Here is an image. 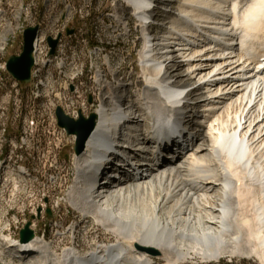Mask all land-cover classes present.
Returning <instances> with one entry per match:
<instances>
[{
  "label": "bare ground",
  "instance_id": "6f19581e",
  "mask_svg": "<svg viewBox=\"0 0 264 264\" xmlns=\"http://www.w3.org/2000/svg\"><path fill=\"white\" fill-rule=\"evenodd\" d=\"M103 1L94 0L89 16L90 10L102 11ZM111 6L112 13L98 20L117 43L132 35L131 27L142 34L137 52H143L139 65L147 85L132 95L134 83L118 84V72L112 71V83L97 72L94 84L109 93L99 98L97 131L74 159L78 176L68 202L119 240L96 244L90 252L74 246L62 255L37 237L25 244L7 239L6 249L29 264H154L152 250L166 264L196 258L207 263L227 255L264 264V41L253 42L263 37L264 0H111ZM23 14L20 3L16 17L5 16L0 47L16 35L14 27H24ZM49 38L50 32L42 33L43 51L42 43L34 46L41 61L32 75L33 106L46 98L50 85H58L59 76L77 81L83 71L74 53L50 55ZM74 40L61 38V45L77 48ZM95 42L102 49L90 48L92 56L107 58V49L114 50L115 42ZM4 72L0 87L5 77L9 87H17ZM131 104L133 125L128 134L127 125L121 126L120 137L131 143L136 134L140 143L122 150L120 169L113 168L120 172H110L101 185L92 180L95 166L115 160L105 129ZM133 128L138 131L130 135ZM22 169L14 170L25 177ZM3 182L0 174V187Z\"/></svg>",
  "mask_w": 264,
  "mask_h": 264
},
{
  "label": "rangeland",
  "instance_id": "374dc122",
  "mask_svg": "<svg viewBox=\"0 0 264 264\" xmlns=\"http://www.w3.org/2000/svg\"><path fill=\"white\" fill-rule=\"evenodd\" d=\"M20 3H23L24 5L23 18L27 21L24 23L22 29L17 30L14 27V34L16 35L14 36L10 34L8 41H6V46L3 45L0 47V57H4L2 59L4 64L10 56L22 52V36L28 28V25H32L33 18L39 17V0H0V28H2L4 24L3 22L6 15L16 17V15L20 13ZM2 12H6L5 16ZM130 12L128 11L131 16L133 13ZM90 13L89 26L87 25L86 27V30L89 29L90 35L88 56L85 55L84 63H80V66L82 65L81 67H83V71H81V79H78L77 82H84L85 72L90 68L91 76L93 77L92 86H94L95 92L100 94L98 95L99 103L100 96L102 97V95L109 93V89L103 88L102 86L97 87L94 84V77L99 70H102L103 76L105 73L107 80L112 83L111 73L114 71L119 73L118 78L116 79L120 81L118 84L129 82L134 83L131 90V94L134 95L136 91L139 89L142 90V87H144L143 71L139 65V74L134 75V80H132L133 68H128V65L125 63L128 62L131 65L135 60V57L131 58V51L134 52V54H139L137 51L140 47L141 41H139V39H141V35L133 36V39H130L131 50H129L127 54L128 43L123 40H120L117 43L115 36L111 38L105 33L106 24L103 23V21L99 22L98 20L99 17L100 20L103 16L105 17L106 14H108L107 11L102 10L99 13H95L90 10ZM136 24L137 22H135V25ZM20 30L22 31L20 32ZM131 33H135L132 30V27ZM262 36L261 40L255 39L253 42L263 43L264 32H262ZM95 40H104L111 44L115 42L114 50L107 49L105 52L106 56L108 55L109 57L92 56L91 52L93 50L102 49L101 43L98 42L97 44ZM133 45L138 46L135 48ZM73 46L77 47V39L74 40ZM262 46H264V44ZM90 48L93 50L91 51ZM106 59L110 60L108 63L111 66H109ZM3 76H9L6 69ZM5 78L7 79V77ZM114 83L118 85L116 81ZM145 84L147 85V83ZM11 92L12 90L10 88L6 90V93L11 94ZM27 102L28 99L24 96L12 97L10 107H7L8 109L5 110L3 98L0 96V174L2 178L4 175V179H6L5 184L3 182V187L2 184L0 187V193L2 192L0 194V264H29V259H13L11 254H15V252L6 249V243L7 239L19 240L21 231L30 221H32L31 229L38 234L36 237L39 239L45 238L48 243H52L53 248L57 254L60 255H62L63 249L74 246L78 247L83 252H90L96 244L101 246L115 243L119 240L116 236L113 234L110 235V233L100 227L94 219H85L82 217L81 214L78 211H75V209L69 204L68 193L70 186L75 177L78 176L74 165V159L76 158L75 151L72 150L71 147H62L59 150L46 149L45 139H47V136L49 135L48 131L50 130L49 121L48 119H45L46 112L44 109H46V98L37 101V106L36 104L33 106L36 111V118L31 114V109ZM19 114L22 115V118H25L27 114V120L29 116V122L25 127L23 121L15 120ZM34 120H36L35 124H33ZM30 121H32V124ZM134 130L135 128L131 130L130 135H132V131L134 132ZM25 132L36 138L38 150H12V146L3 144L4 140L7 143H12L9 142L11 139L14 143L22 142L20 138ZM169 143L165 141L164 144L170 147L171 143ZM170 148H172V145ZM119 153L124 156L122 151ZM15 166L17 168L18 166L23 167L26 176H20L19 172H17L18 170H14L16 168ZM48 210L51 211V216L48 214ZM32 218L34 219L32 220ZM152 259L154 264H166L165 262L158 260V256L156 255H153ZM180 264L259 263L255 259L227 255L222 257L219 261L206 263L196 258Z\"/></svg>",
  "mask_w": 264,
  "mask_h": 264
},
{
  "label": "built area",
  "instance_id": "2783aa9c",
  "mask_svg": "<svg viewBox=\"0 0 264 264\" xmlns=\"http://www.w3.org/2000/svg\"><path fill=\"white\" fill-rule=\"evenodd\" d=\"M93 2L94 0H54L53 4H45V0H39V17H34L32 25H28V28L35 26L39 28V40L35 41V43H42L43 51V32H50V38L53 40H57L59 36H61L58 40V50L55 52L56 56L58 57L59 55H64L66 53H74L73 61H79V64L84 63V57L85 55L88 56L90 45L89 29L86 30V27L87 25L89 26V9H93ZM57 6H64V13H57ZM101 10H106L107 13H112L111 0L103 1L101 4ZM69 29L74 30L73 35L67 34ZM136 35L142 34L136 32L130 35L126 40V43H128L127 54L129 50H131L130 38ZM61 38L77 39V48H65V45H61ZM21 45H23L22 42ZM143 49L144 43L142 45V51ZM142 54L143 52H141V54H134V52L131 51V58L135 57V60L131 65L128 62L125 63L128 65V68H133L132 80H134V75L139 74V63ZM33 55L34 67L32 75L41 61V57H35V53H33ZM6 64L7 63L5 62L4 65H0V72H2V69H6ZM56 70L58 71V68H56ZM92 78L89 68L85 72L84 82L72 81L71 75L59 76L58 85L49 86L45 109V119H48L50 124V130L48 131L49 135L47 136V139H45L47 150H59L62 147H71L73 150L76 143V136L68 135L64 129L58 126L55 112L58 107H61L69 117L74 119H78L80 114L88 117L91 112H96L99 94L95 92L94 86H92ZM3 79H5V87H0V96L3 98L4 106L10 107L12 97L24 96L28 99L27 103H29L31 114L36 118L33 100L30 98L32 85L30 84V86L25 87L17 81V87H9L8 83H6V78ZM9 88L12 90L11 94L6 93V90ZM90 99H92V102H90ZM15 120L23 121L25 127L29 122V116L27 120V114L25 118H22V115L19 114ZM30 122L32 124V121ZM35 122L36 120L33 121V124H35ZM3 144L12 146V150H38L36 138L32 137L27 132L22 135V142L7 143L4 140Z\"/></svg>",
  "mask_w": 264,
  "mask_h": 264
},
{
  "label": "water",
  "instance_id": "95a60500",
  "mask_svg": "<svg viewBox=\"0 0 264 264\" xmlns=\"http://www.w3.org/2000/svg\"><path fill=\"white\" fill-rule=\"evenodd\" d=\"M38 27H29L25 30L23 35V50L19 55H12L7 62L8 73L20 83L28 85L32 81V69L34 66V43L38 35ZM68 35H73L74 30H68ZM61 36H59L60 38ZM49 38V44L51 47L50 55L55 54L58 40ZM92 102V100H90ZM56 117L59 127L66 130L69 135L77 136V142L74 148L75 154L81 155L86 149L87 143L95 131L98 116L96 113L90 114L89 118H85L80 115L78 120H74L67 116L62 108H57ZM40 212V211H39ZM48 214L51 216V211L48 210ZM34 218H32L33 220ZM32 221L28 222L25 228L20 233V242L25 244L31 242L35 237V232L31 229ZM155 256L156 251H151Z\"/></svg>",
  "mask_w": 264,
  "mask_h": 264
}]
</instances>
